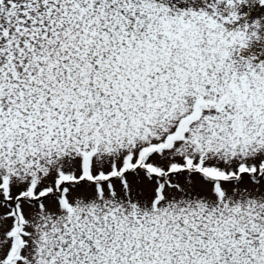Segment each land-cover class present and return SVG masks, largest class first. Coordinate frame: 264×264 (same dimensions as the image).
Returning a JSON list of instances; mask_svg holds the SVG:
<instances>
[{"label": "snow or ice", "instance_id": "snow-or-ice-1", "mask_svg": "<svg viewBox=\"0 0 264 264\" xmlns=\"http://www.w3.org/2000/svg\"><path fill=\"white\" fill-rule=\"evenodd\" d=\"M183 4L0 0V264H264V0Z\"/></svg>", "mask_w": 264, "mask_h": 264}, {"label": "rangeland", "instance_id": "rangeland-1", "mask_svg": "<svg viewBox=\"0 0 264 264\" xmlns=\"http://www.w3.org/2000/svg\"><path fill=\"white\" fill-rule=\"evenodd\" d=\"M160 2H171V3H179V0H160ZM200 0H188V4L181 5L182 8H187L188 6L196 7L199 5ZM225 16L228 14L227 11L223 13ZM239 24L235 25H226L229 31H234L237 27H239ZM241 55L244 58H247L249 56H255L257 57V60L254 61L255 63H259L261 60H264V37H262L259 41H253L252 44L249 46V48L243 50L241 52Z\"/></svg>", "mask_w": 264, "mask_h": 264}]
</instances>
